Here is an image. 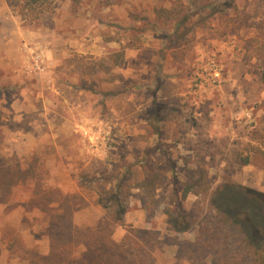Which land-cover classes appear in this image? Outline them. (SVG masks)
<instances>
[{
	"label": "rangeland",
	"instance_id": "rangeland-1",
	"mask_svg": "<svg viewBox=\"0 0 264 264\" xmlns=\"http://www.w3.org/2000/svg\"><path fill=\"white\" fill-rule=\"evenodd\" d=\"M6 9L26 36L10 25L7 38L0 22V161L33 171L0 202V264L49 255L50 224L69 220L77 239L95 229L131 250L125 264H257L234 215L244 189L264 193V0H0ZM150 169L165 176L151 199L135 186ZM119 183L120 224L102 206ZM177 212L188 231L171 226Z\"/></svg>",
	"mask_w": 264,
	"mask_h": 264
},
{
	"label": "trees",
	"instance_id": "trees-1",
	"mask_svg": "<svg viewBox=\"0 0 264 264\" xmlns=\"http://www.w3.org/2000/svg\"><path fill=\"white\" fill-rule=\"evenodd\" d=\"M218 9V8H217ZM216 9V10H217ZM160 11L159 13H161ZM183 22V21H182ZM181 22V23H182ZM118 55V54H117ZM122 57L119 53L118 57ZM262 68H264V58L262 61ZM250 163L249 159L242 161L243 165ZM33 167L29 166L27 169L21 167L19 163H8L0 161V202L7 201L8 197L12 192V188L19 183H25L31 176ZM149 174H141V179L135 185L136 188L141 189L148 198H153L157 189L165 184V176L162 173L154 172L150 169ZM178 182L174 188L173 195H179V189L177 187ZM196 185V183L194 184ZM189 183L185 189H183L182 199H186L188 194L192 192V187ZM103 189H100L102 191ZM45 191H35L33 194L34 200H39L41 195H46ZM122 194L121 183L112 187L110 191L106 193L105 200L107 203L103 204V208L112 217L116 223L120 224L124 221V214L126 207L122 202L119 201ZM243 198L236 199L235 206V217L238 220L244 221L242 231L245 234L246 242L252 247L254 255L256 256L257 264H264V193H256L244 189ZM217 197H226L227 200L231 201L234 199L233 193L229 188H223L217 193ZM32 199V200H33ZM234 201V200H233ZM217 209L227 215L226 219H232L234 223L241 226L239 221H235L227 211V207H221L217 205ZM43 210V209H42ZM49 208H47V211ZM177 217H171L170 224L176 232H186L190 229L189 225L185 226L183 217L177 219L179 212L173 213ZM258 231L259 235L257 238L254 231ZM98 230L89 229L82 235L81 239L74 237L73 233H76V228L72 221L65 223L50 224L49 237L51 242V250L49 255L43 256L36 250L27 251L26 260L29 264H125V260L128 258V253L131 250L117 245L116 242L106 239L103 235H100ZM79 233V232H78ZM115 247V253L113 248L107 250L105 246ZM119 247L118 250L116 247ZM108 247V246H107ZM10 248H14V245H10ZM125 256V257H124ZM136 264H142V261H137ZM127 264V263H126Z\"/></svg>",
	"mask_w": 264,
	"mask_h": 264
},
{
	"label": "crops",
	"instance_id": "crops-1",
	"mask_svg": "<svg viewBox=\"0 0 264 264\" xmlns=\"http://www.w3.org/2000/svg\"><path fill=\"white\" fill-rule=\"evenodd\" d=\"M0 22L3 23V27H2V34L6 35V37L11 38L10 36V29L8 28L10 25L12 26V28L14 29L13 32H19L22 38H24L26 36V33H24L23 28H21L18 25V22L14 21L9 15H10V11L9 9H6L3 11V13H0ZM6 23V24H5ZM28 32V31H27ZM24 33V34H23ZM18 34V33H16ZM14 37L19 39V37L17 35L14 34Z\"/></svg>",
	"mask_w": 264,
	"mask_h": 264
},
{
	"label": "built area",
	"instance_id": "built-area-1",
	"mask_svg": "<svg viewBox=\"0 0 264 264\" xmlns=\"http://www.w3.org/2000/svg\"><path fill=\"white\" fill-rule=\"evenodd\" d=\"M30 54H32L31 67L33 68V70L37 71V72H43L45 70V68L43 67L44 66V60H43L42 55L40 53H35L32 51ZM212 78H213V83H216L220 79V73L218 71H215L214 77H212Z\"/></svg>",
	"mask_w": 264,
	"mask_h": 264
}]
</instances>
